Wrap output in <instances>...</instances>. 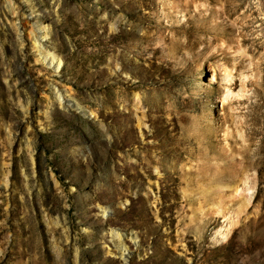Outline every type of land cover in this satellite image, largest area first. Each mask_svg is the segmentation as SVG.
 Here are the masks:
<instances>
[{
  "label": "rangeland",
  "instance_id": "rangeland-1",
  "mask_svg": "<svg viewBox=\"0 0 264 264\" xmlns=\"http://www.w3.org/2000/svg\"><path fill=\"white\" fill-rule=\"evenodd\" d=\"M0 264H264V0H0Z\"/></svg>",
  "mask_w": 264,
  "mask_h": 264
},
{
  "label": "bare ground",
  "instance_id": "bare-ground-1",
  "mask_svg": "<svg viewBox=\"0 0 264 264\" xmlns=\"http://www.w3.org/2000/svg\"><path fill=\"white\" fill-rule=\"evenodd\" d=\"M48 31H49L48 28L45 25L40 24L39 22V24L35 26L34 32L29 33L30 43H31L32 48H34V50L37 52L36 54L37 60L40 62H44L48 66L53 67L55 70H57L61 65V61L59 57L53 52V50L43 49L42 44L39 43V39L36 38L37 33L39 34L38 36H40V38L46 37V35L48 34ZM52 98H54V100L56 101H61V94H59L54 88L52 90ZM221 216H224V215H221ZM111 235L112 237H115L116 239H118L117 246H118V250L120 251V256H122L123 254L122 252L125 251V247H123L121 235L119 233H116L115 231L112 232ZM219 237H223V235L221 234Z\"/></svg>",
  "mask_w": 264,
  "mask_h": 264
}]
</instances>
